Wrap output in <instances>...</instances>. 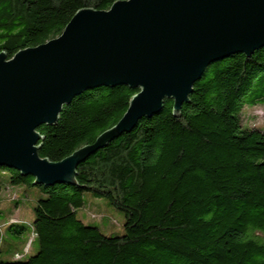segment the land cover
I'll return each mask as SVG.
<instances>
[{"label":"trees","instance_id":"1","mask_svg":"<svg viewBox=\"0 0 264 264\" xmlns=\"http://www.w3.org/2000/svg\"><path fill=\"white\" fill-rule=\"evenodd\" d=\"M116 1L124 0H0V53L9 60L59 37L77 11ZM137 92L100 87L75 97L38 128L40 158L59 162L93 144ZM256 105H264V47L208 66L179 117L165 99L160 113L80 163L76 185L35 186L0 167V192L4 182L39 190L31 239L0 264H264V131L241 117ZM86 193L122 212V235L77 217Z\"/></svg>","mask_w":264,"mask_h":264},{"label":"water","instance_id":"2","mask_svg":"<svg viewBox=\"0 0 264 264\" xmlns=\"http://www.w3.org/2000/svg\"><path fill=\"white\" fill-rule=\"evenodd\" d=\"M264 47V0H124L108 10L81 9L61 35L0 53V167L35 186L76 185V169L172 99L179 117L211 64ZM138 89L121 119L91 145L59 162L40 158L42 125L96 88Z\"/></svg>","mask_w":264,"mask_h":264},{"label":"rangeland","instance_id":"3","mask_svg":"<svg viewBox=\"0 0 264 264\" xmlns=\"http://www.w3.org/2000/svg\"><path fill=\"white\" fill-rule=\"evenodd\" d=\"M241 117L244 125L264 131V105L244 107ZM3 179L5 180V175ZM7 186L4 182L0 192V258L4 260L10 258L14 252L22 253V244L31 239L32 208L39 195L36 187ZM22 187L25 190L19 191ZM77 217L84 224L97 227L105 236L123 234L122 212L108 205L104 199H96L89 193L84 195V205L77 210ZM7 219L11 222L17 221L24 227L21 235H14L7 229Z\"/></svg>","mask_w":264,"mask_h":264}]
</instances>
